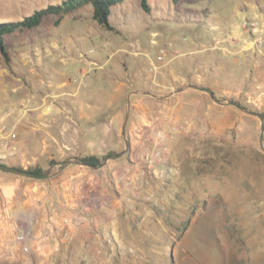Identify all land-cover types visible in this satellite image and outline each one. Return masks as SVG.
Masks as SVG:
<instances>
[{
  "label": "rangeland",
  "instance_id": "rangeland-1",
  "mask_svg": "<svg viewBox=\"0 0 264 264\" xmlns=\"http://www.w3.org/2000/svg\"><path fill=\"white\" fill-rule=\"evenodd\" d=\"M64 1L0 0V23L23 21ZM148 3L150 13L142 9L141 0H125L113 7L112 30L94 20L93 6L87 5L63 16L50 14L36 28L5 35L7 55L0 49V56L15 73H24V52L30 58L31 75L39 82L37 89H26L24 81H11L20 90L16 98L35 103L36 91L47 88L48 64L62 77L76 72L75 64L68 62L64 67L59 58L60 54L72 53L99 61L112 56L125 71L134 66L132 57L140 58L139 68L152 75L146 90L140 91L167 95L187 85L175 81L173 89L160 88L153 83L155 75L192 49L201 59L190 61L189 69L181 62L176 68L189 74L190 85L212 88L223 102L237 101L264 114V43H256L259 39L264 42V0ZM183 42L190 45L187 50L180 49ZM168 43H173L180 54L161 61L160 49ZM212 52L223 65L219 81L200 71L204 67L199 63L209 62L206 56ZM102 62L92 63L88 70H101ZM198 75L202 77L199 83L192 80ZM24 77L28 79L26 73ZM151 86L157 91L147 89ZM177 94L156 98L155 102L168 101L174 108ZM195 94L189 103L175 106L173 111L175 124L181 129L170 146L171 161L164 175L150 178L142 194H131L119 204L115 218L119 219L120 235L116 240L109 238L105 264H264L261 121L234 106L216 103L208 93ZM128 95L121 106L125 116ZM146 98L154 100L150 95ZM85 257L92 259L79 252L63 264H81Z\"/></svg>",
  "mask_w": 264,
  "mask_h": 264
},
{
  "label": "crops",
  "instance_id": "crops-1",
  "mask_svg": "<svg viewBox=\"0 0 264 264\" xmlns=\"http://www.w3.org/2000/svg\"><path fill=\"white\" fill-rule=\"evenodd\" d=\"M189 46L183 42L180 49ZM193 53L190 49L184 53L186 56L165 65L155 75L154 85L164 89H173L175 81L190 85L189 74L179 73L176 68L181 62L185 63L184 69H189L190 61L201 59ZM215 55L209 53V62H200L199 66L204 67L200 71L205 77L208 72L213 81H219L223 65ZM59 58L64 67L68 62L75 64L76 72L62 77L48 64L44 81L47 88L36 91L33 104L16 98L20 90L11 82L17 79L24 81L26 89H37L39 82L28 68L29 56L22 53L24 73H15L0 56V162L27 170H55L47 180L0 171V264H63L79 252L92 257L95 264H105L110 247L107 240H116L120 235L119 219L115 218L119 204L131 194H142L144 185L155 177L148 170L144 153L167 120L176 123L175 106L189 103L199 91L178 93L174 108L168 101L159 104L156 98L148 100V95L134 94L128 127L131 148L123 160H112L116 162L97 169L79 163L59 166V162L71 158H101L124 150L122 103L130 92L146 90L147 80L152 77L139 68L140 58H131L134 66L128 71L112 56L102 58L103 62L92 56L81 58L79 53L60 54ZM94 62H102V69L89 71ZM112 67L115 72L109 73ZM201 78L198 75L192 80L199 83ZM147 89L157 91L154 86ZM79 212L88 213L91 221L79 225ZM21 233L25 236L23 242L17 241Z\"/></svg>",
  "mask_w": 264,
  "mask_h": 264
},
{
  "label": "trees",
  "instance_id": "trees-1",
  "mask_svg": "<svg viewBox=\"0 0 264 264\" xmlns=\"http://www.w3.org/2000/svg\"><path fill=\"white\" fill-rule=\"evenodd\" d=\"M181 1L182 0H173L175 4H179ZM123 2H125V0H65L61 5H51L47 9L37 11L32 16L25 18L23 21L0 23V49L2 50L3 54L7 55L6 49L4 47L5 35L19 29L36 28L40 26L44 18L50 14L63 16L75 12L77 10L83 9L87 5L93 6L94 20L106 29L112 30L113 26L111 24L110 19L113 7L122 4ZM141 7L147 13H150L152 10V7L149 5L148 0H141ZM116 154L118 153L110 152L107 156ZM107 156L101 158L97 156H86L80 158L79 160L92 166H98ZM28 170L35 173L45 172V169L43 168Z\"/></svg>",
  "mask_w": 264,
  "mask_h": 264
},
{
  "label": "built area",
  "instance_id": "built-area-1",
  "mask_svg": "<svg viewBox=\"0 0 264 264\" xmlns=\"http://www.w3.org/2000/svg\"><path fill=\"white\" fill-rule=\"evenodd\" d=\"M256 43L257 46H262L264 42L263 39H259ZM179 54L180 51L174 48L173 43H168L160 49L159 60L166 61L169 56L175 57ZM186 123L188 124V121ZM180 129L181 127L177 126L173 121L167 120L164 127L157 131L156 138L152 141L151 147L143 155V159L152 175L156 177L163 176L164 171L169 167L171 161L170 142L175 140ZM11 137L15 139L16 134L12 133ZM6 147H10V144H6ZM90 221L91 217L88 213L79 212L77 214V223L79 225L89 223ZM24 240V234L21 233L17 236V241L23 242ZM107 242L111 243V240L108 239ZM24 250L28 251V248ZM81 264H92V259L85 257Z\"/></svg>",
  "mask_w": 264,
  "mask_h": 264
},
{
  "label": "water",
  "instance_id": "water-1",
  "mask_svg": "<svg viewBox=\"0 0 264 264\" xmlns=\"http://www.w3.org/2000/svg\"><path fill=\"white\" fill-rule=\"evenodd\" d=\"M188 89H196L199 91H203L205 93H208L212 97V99L218 104H224L225 103L227 105H231V106L238 108L240 111H242L248 115L258 117L261 121L260 144H261L262 148L264 149V116L262 113H259V112L253 111V110H249L247 107L243 106L241 103H239L237 101L229 100V101L223 102L220 98H218L216 96V93L212 88L201 87V86H196V85H187V86H182L179 89L171 92L170 94L163 95V96H160V95L155 94V93L150 92V91L138 90V91L130 92L128 95V98H127V109H126L125 126H124L125 136H126V141H125L126 147H125V149L119 154H116L113 156H107L102 161V163L98 166H92L90 164L84 163L77 158H71V159L59 162L58 165L59 166H65L67 164L79 163V164L86 165V166L97 169V168L104 167L110 160H117V159L124 157L125 155H127L129 153L130 148H131V139L128 135V123H129V119H130L132 96L134 94H144V95H150V96H152L154 98H158V99H166V98H169L170 96H172L176 93H181V92L188 90ZM52 169H53V167L49 170H46L44 173H35V172L29 171L27 169H22V168L13 167V166H7V165H4L3 163L0 162V171L7 172L10 174H15L18 176L27 177V178L37 179V180H47V179L51 178V176L53 175Z\"/></svg>",
  "mask_w": 264,
  "mask_h": 264
}]
</instances>
